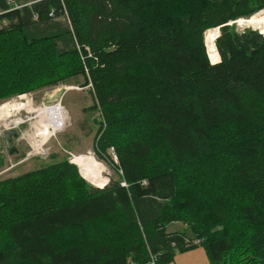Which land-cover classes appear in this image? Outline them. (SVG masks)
Here are the masks:
<instances>
[{
  "label": "trees",
  "instance_id": "trees-1",
  "mask_svg": "<svg viewBox=\"0 0 264 264\" xmlns=\"http://www.w3.org/2000/svg\"><path fill=\"white\" fill-rule=\"evenodd\" d=\"M13 1L0 102L92 84L93 149L117 177L96 186L65 157L0 179V264H167L199 246L264 264V33L235 25L264 0ZM59 16L80 48L26 34Z\"/></svg>",
  "mask_w": 264,
  "mask_h": 264
},
{
  "label": "rangeland",
  "instance_id": "rangeland-1",
  "mask_svg": "<svg viewBox=\"0 0 264 264\" xmlns=\"http://www.w3.org/2000/svg\"><path fill=\"white\" fill-rule=\"evenodd\" d=\"M259 15L237 20V29L253 27L264 33V10L259 11ZM70 29L68 19L59 16L34 23L28 26L25 32L29 38L58 35V49L65 51L77 47ZM212 44L215 43L208 45V52L211 59L217 62L219 60H214L210 51ZM78 79L84 82L83 77L76 80ZM74 81L73 79L68 84L46 87L21 94L25 95L24 97L17 95L0 102V108L3 107L0 109V161L4 162L0 163V179L19 175L65 157L88 165L86 179L96 186L104 187L110 176H116L109 165L96 157L93 149L101 117L100 111L92 108L95 103L92 91L90 87ZM55 105H61L64 112L62 115L65 117L60 131L47 125V116L40 111ZM12 129L19 133L13 140V145L18 150L10 154L5 142V133ZM77 165L82 173V167ZM169 228L188 230L182 222H174ZM189 263L210 264L206 249L199 246L179 252L174 261L167 264Z\"/></svg>",
  "mask_w": 264,
  "mask_h": 264
},
{
  "label": "bare ground",
  "instance_id": "bare-ground-1",
  "mask_svg": "<svg viewBox=\"0 0 264 264\" xmlns=\"http://www.w3.org/2000/svg\"><path fill=\"white\" fill-rule=\"evenodd\" d=\"M24 96L25 95H21V97H24ZM2 108H0V109H2ZM40 111L43 112L47 116V125L53 126L54 130L60 131L62 129V127L64 125L65 117L62 115L64 112L62 110L61 105H55V106H52V108H46V109H42ZM53 118L55 120H53ZM73 161L82 167V174L86 178L87 175L85 172L88 171L89 166L79 162V160H73Z\"/></svg>",
  "mask_w": 264,
  "mask_h": 264
},
{
  "label": "water",
  "instance_id": "water-1",
  "mask_svg": "<svg viewBox=\"0 0 264 264\" xmlns=\"http://www.w3.org/2000/svg\"><path fill=\"white\" fill-rule=\"evenodd\" d=\"M218 30H219V33H218V35L216 36V38L219 36V34H220V29L218 28ZM215 41H216V39H215ZM18 135H19V133H18V131L17 130H15V129H12V130H9V131H7L6 133H5V142H6V145H7V148H8V151H9V153L10 154H12V153H14V152H16L18 149L13 145V140H14V138L15 137H18ZM72 162H74V161H72ZM75 163V162H74ZM77 164V163H76ZM109 182V181H108ZM107 182V183H108ZM106 183V184H107Z\"/></svg>",
  "mask_w": 264,
  "mask_h": 264
},
{
  "label": "built area",
  "instance_id": "built-area-1",
  "mask_svg": "<svg viewBox=\"0 0 264 264\" xmlns=\"http://www.w3.org/2000/svg\"><path fill=\"white\" fill-rule=\"evenodd\" d=\"M9 1H11V3H12V2L15 3L13 0H9ZM22 5H23V4L15 3V7H16V8L21 7ZM4 12H6V11H0V15L3 14ZM49 14H50V16H55V12H54V11H51ZM35 18L37 19L38 16L35 15ZM5 22H6V20H1V18H0V26H2L3 24H5ZM77 46H78V48H79V45H77ZM88 87H92V84H89ZM113 154H114L115 159H116L117 156L115 155L114 150H113ZM123 184L126 185V183H124V182H123Z\"/></svg>",
  "mask_w": 264,
  "mask_h": 264
},
{
  "label": "crops",
  "instance_id": "crops-1",
  "mask_svg": "<svg viewBox=\"0 0 264 264\" xmlns=\"http://www.w3.org/2000/svg\"><path fill=\"white\" fill-rule=\"evenodd\" d=\"M3 164H4V162H3ZM173 261H174V260H173ZM183 261L185 262L186 260L183 259ZM170 263H171V262H170ZM189 264H190V263H189Z\"/></svg>",
  "mask_w": 264,
  "mask_h": 264
}]
</instances>
